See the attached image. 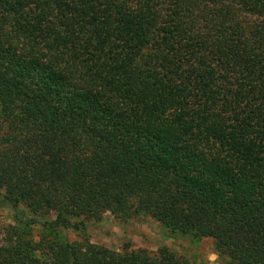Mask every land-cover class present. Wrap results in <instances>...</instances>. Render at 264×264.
Returning a JSON list of instances; mask_svg holds the SVG:
<instances>
[{"label":"trees","instance_id":"obj_1","mask_svg":"<svg viewBox=\"0 0 264 264\" xmlns=\"http://www.w3.org/2000/svg\"><path fill=\"white\" fill-rule=\"evenodd\" d=\"M0 206V264H203L106 214L264 264V0H0Z\"/></svg>","mask_w":264,"mask_h":264},{"label":"rangeland","instance_id":"obj_2","mask_svg":"<svg viewBox=\"0 0 264 264\" xmlns=\"http://www.w3.org/2000/svg\"><path fill=\"white\" fill-rule=\"evenodd\" d=\"M11 224H14L11 210L0 206V228ZM85 224V233L67 231L63 237L69 242L86 241L116 252L143 249L154 253L160 247L166 246L177 256L196 257L197 261L203 264H220L214 254L211 240L192 242L189 238L173 236L149 217H139L120 223L106 214L100 222L86 221Z\"/></svg>","mask_w":264,"mask_h":264}]
</instances>
